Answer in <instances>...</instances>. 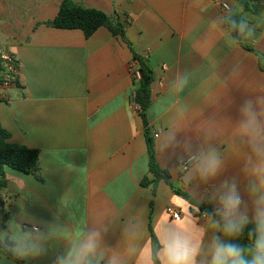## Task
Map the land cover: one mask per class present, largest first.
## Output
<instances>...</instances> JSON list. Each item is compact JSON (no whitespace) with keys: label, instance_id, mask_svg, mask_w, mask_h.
Listing matches in <instances>:
<instances>
[{"label":"crops","instance_id":"0c3cea01","mask_svg":"<svg viewBox=\"0 0 264 264\" xmlns=\"http://www.w3.org/2000/svg\"><path fill=\"white\" fill-rule=\"evenodd\" d=\"M63 1L0 0V47L17 60L20 83L0 84V121L9 142L40 151L39 176L6 168L0 245L11 248L20 226L38 227L47 236L40 254L6 257L18 264H56L95 231L99 264H137L145 244L153 248L150 218L157 237L162 224L174 230L177 222L168 206L180 209L194 230L197 222L206 223L205 212L165 181L156 195L152 185L142 186L153 177L133 101L139 83L133 81L132 52L105 27L87 39L81 30L46 26ZM75 1L117 12L125 21L127 37L154 73L148 120L157 161L170 171L175 188L213 211L216 205L204 194L242 168L233 137L239 106L264 95V13H244V43L253 52L228 31L216 0ZM225 2L231 10L237 5ZM210 123L217 132L211 141ZM172 130L182 143L162 153L161 137ZM207 143L223 154L224 172L207 184L187 181L190 165L183 170L181 164L190 152L184 145L194 152ZM211 239L209 230L205 244ZM236 242L248 245L241 237ZM203 255L200 264H208Z\"/></svg>","mask_w":264,"mask_h":264},{"label":"clouds","instance_id":"9594fccd","mask_svg":"<svg viewBox=\"0 0 264 264\" xmlns=\"http://www.w3.org/2000/svg\"><path fill=\"white\" fill-rule=\"evenodd\" d=\"M243 29L244 25H241V31ZM238 111L233 137L237 152L243 153L240 175L224 179L204 194L208 203L216 205L213 211L205 214L204 225L197 222L194 230L187 217L177 221L174 230H169L167 222L161 225L157 236L159 264H200L202 254L208 264H264V95L245 98ZM216 134L215 125L210 123L206 129L207 139L211 141ZM181 143L176 131L172 130L161 137L159 150L163 153ZM184 147L190 152L187 181L195 179L207 184L224 172L225 159L214 144L201 145L194 152L187 144ZM249 224L252 225L248 232L249 244L242 246L236 241ZM209 230L212 232L211 243L205 244L204 237ZM98 236L95 231L86 234L77 246L58 257L56 264H99L94 259ZM10 239L13 241L11 248L0 246L19 258H25L40 254L47 236L38 227L20 226ZM109 264H115V261ZM137 264H154L150 241L141 249Z\"/></svg>","mask_w":264,"mask_h":264},{"label":"trees","instance_id":"16d2710c","mask_svg":"<svg viewBox=\"0 0 264 264\" xmlns=\"http://www.w3.org/2000/svg\"><path fill=\"white\" fill-rule=\"evenodd\" d=\"M237 5L234 9L226 14V26L228 31L236 39V41L244 48L256 52V50L245 45L244 38L247 32L248 22L244 17L245 12H250L254 15H261L264 13V0H235ZM241 25H244L241 31ZM46 26L63 29V30H81L87 39L91 38L100 28H107L116 38H120L127 44L132 52L133 66L140 73L141 78L137 80L132 71L134 83H139L138 88L134 92L133 101L139 107V114L143 120L145 127V136L148 147L149 156V173L153 178L146 176L141 184L143 187L153 186L154 194L156 195L159 183L165 181L175 191V193L191 204L196 205L205 213L211 212V208L207 204L196 203L188 194L174 187L172 183V175L169 170L162 168L156 158V145L152 137L148 112L152 105V85L154 82V73L148 59L140 55L134 48L133 43L129 40L126 34V25L122 17L114 12L108 14L96 8L86 7L75 0H64L60 6L56 17ZM12 62L9 67H4L0 62V84L4 83V74L8 73L13 78V83L20 85L18 79L19 65L17 60L11 55ZM262 58V57H260ZM133 70V68H132ZM10 134L7 132L0 121V222L3 218L4 201L2 192L8 186V178L6 168L10 167L14 170L26 174L40 175V151L31 149L26 146L13 144L9 142ZM150 231L152 233L153 244V260L155 264H159L157 259V252L159 251V243L157 237L153 232L152 218H150ZM249 244V238L244 235L241 236ZM7 256L13 258L14 256L9 252Z\"/></svg>","mask_w":264,"mask_h":264},{"label":"built area","instance_id":"2783aa9c","mask_svg":"<svg viewBox=\"0 0 264 264\" xmlns=\"http://www.w3.org/2000/svg\"><path fill=\"white\" fill-rule=\"evenodd\" d=\"M220 6L222 7L223 11L225 14H227L228 12L231 11V8L229 7V5L225 2V0H216ZM0 62L1 64L8 68L10 63L12 62V58H11V55L6 52L3 48L0 47ZM134 71V77L137 79V80H140L141 78V75L140 73L135 69V70H132ZM18 73V72H17ZM4 85H10V84H13V78L11 77V75H9L8 73H5L4 74ZM136 106V109L138 110L139 112V107L137 104H135ZM182 165V169L183 170H187L188 167H189V164H188V161L184 162L181 164ZM167 213L168 215L173 219V220H176V221H179V220H182L183 218V214H182V211L178 208H176L175 206L173 205H170L168 206L167 208ZM205 214L204 213L202 216L205 217ZM40 230V229H39Z\"/></svg>","mask_w":264,"mask_h":264},{"label":"rangeland","instance_id":"374dc122","mask_svg":"<svg viewBox=\"0 0 264 264\" xmlns=\"http://www.w3.org/2000/svg\"><path fill=\"white\" fill-rule=\"evenodd\" d=\"M132 68H133V70L136 69L135 66H133ZM7 252H8V250H6L4 247L0 246V258H1L0 264H18L14 261H11L9 258L6 257ZM10 253H11V251H10Z\"/></svg>","mask_w":264,"mask_h":264}]
</instances>
